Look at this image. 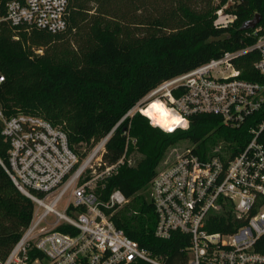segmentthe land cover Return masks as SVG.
Returning a JSON list of instances; mask_svg holds the SVG:
<instances>
[{"label": "built area", "instance_id": "2783aa9c", "mask_svg": "<svg viewBox=\"0 0 264 264\" xmlns=\"http://www.w3.org/2000/svg\"><path fill=\"white\" fill-rule=\"evenodd\" d=\"M68 6L69 0H12L4 19L12 26L57 33L68 26ZM226 6L217 10L218 26L235 20ZM250 30L254 43L160 82L89 149L77 151L67 133L47 119L27 113L6 118L0 106L2 134L9 143L7 162L0 157V163L35 203L31 223L2 264H170L115 225L113 214L129 198L120 189L104 198L103 191L127 155L108 164L103 158L107 142L136 111L148 116L143 109L156 99L187 121L183 128L189 116L200 113L217 115L237 128L261 111L264 25ZM249 51L258 54L253 66L263 81L242 75L237 61ZM3 78L0 74V82ZM250 132L237 153L222 143L205 152L197 151L196 144L186 146L151 180L155 235L185 238L175 256L182 264H264V118L254 119ZM217 224L228 230L210 229Z\"/></svg>", "mask_w": 264, "mask_h": 264}, {"label": "trees", "instance_id": "16d2710c", "mask_svg": "<svg viewBox=\"0 0 264 264\" xmlns=\"http://www.w3.org/2000/svg\"><path fill=\"white\" fill-rule=\"evenodd\" d=\"M10 1L0 0L4 116L27 113L47 119L67 133L77 151L106 136L160 82L254 43L256 36L242 28L245 21L261 14L264 25V0H69L68 26L54 33L12 26L4 19ZM159 1L162 4L157 5ZM225 5L235 20L218 26L217 10ZM257 58L256 51H249L237 61L244 78L263 81L253 66ZM143 111L153 124L136 111L107 142L103 158L108 164L125 153L129 157L138 152L141 157L135 164L127 159L109 177L103 197L122 190L129 201L113 214L115 225L152 254L182 264L175 256L185 238L179 233L169 239L155 235L157 216L148 195L151 180L168 149L183 141L203 152L229 144L237 153L252 136V121L264 118V107L237 128L217 115L200 113L189 116L186 128L181 127L187 125L181 116L165 129L155 123L149 109ZM2 129L0 118V157L7 162L9 143ZM34 211L33 200L16 187L0 163V264L31 223ZM210 229L228 230L221 224Z\"/></svg>", "mask_w": 264, "mask_h": 264}, {"label": "bare ground", "instance_id": "6f19581e", "mask_svg": "<svg viewBox=\"0 0 264 264\" xmlns=\"http://www.w3.org/2000/svg\"><path fill=\"white\" fill-rule=\"evenodd\" d=\"M147 109L154 114L155 123L165 129H170L180 121L181 115L159 99L153 100Z\"/></svg>", "mask_w": 264, "mask_h": 264}, {"label": "rangeland", "instance_id": "374dc122", "mask_svg": "<svg viewBox=\"0 0 264 264\" xmlns=\"http://www.w3.org/2000/svg\"><path fill=\"white\" fill-rule=\"evenodd\" d=\"M160 4H162L161 1H159L157 5H160ZM191 145H192L191 143H188L187 141H183L182 143H179L176 146L170 147L168 151L166 152L164 159L160 163V168L167 166L169 163H171V161L175 160L177 155L180 152H182L186 146H191ZM140 157H141L140 153L134 152L131 156L129 157L127 156V159L129 163L135 164L140 159Z\"/></svg>", "mask_w": 264, "mask_h": 264}, {"label": "water", "instance_id": "95a60500", "mask_svg": "<svg viewBox=\"0 0 264 264\" xmlns=\"http://www.w3.org/2000/svg\"><path fill=\"white\" fill-rule=\"evenodd\" d=\"M261 19H262V15L261 14H257L253 18L245 21L244 24H243V26H242V28L243 29H246V30L247 29H252V28L256 27L259 24V22L261 21Z\"/></svg>", "mask_w": 264, "mask_h": 264}]
</instances>
